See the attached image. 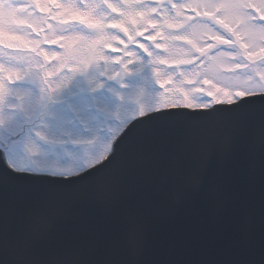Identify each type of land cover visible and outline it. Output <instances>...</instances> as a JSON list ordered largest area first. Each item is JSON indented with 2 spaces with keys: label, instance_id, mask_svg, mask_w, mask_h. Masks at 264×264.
Masks as SVG:
<instances>
[{
  "label": "snow or ice",
  "instance_id": "snow-or-ice-1",
  "mask_svg": "<svg viewBox=\"0 0 264 264\" xmlns=\"http://www.w3.org/2000/svg\"><path fill=\"white\" fill-rule=\"evenodd\" d=\"M0 264H264V0H0Z\"/></svg>",
  "mask_w": 264,
  "mask_h": 264
},
{
  "label": "water",
  "instance_id": "water-1",
  "mask_svg": "<svg viewBox=\"0 0 264 264\" xmlns=\"http://www.w3.org/2000/svg\"><path fill=\"white\" fill-rule=\"evenodd\" d=\"M182 136V133L177 130L171 133L164 134L160 137H158L157 143L158 146L165 152L173 149L176 144L178 143L179 138ZM183 210L179 209L178 210V215H177V222H179L181 215H182Z\"/></svg>",
  "mask_w": 264,
  "mask_h": 264
}]
</instances>
